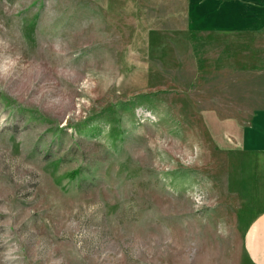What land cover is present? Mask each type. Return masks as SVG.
<instances>
[{
    "label": "rangeland",
    "instance_id": "1",
    "mask_svg": "<svg viewBox=\"0 0 264 264\" xmlns=\"http://www.w3.org/2000/svg\"><path fill=\"white\" fill-rule=\"evenodd\" d=\"M181 7L0 0V264H254L212 126L248 123L264 72L196 74Z\"/></svg>",
    "mask_w": 264,
    "mask_h": 264
},
{
    "label": "crops",
    "instance_id": "2",
    "mask_svg": "<svg viewBox=\"0 0 264 264\" xmlns=\"http://www.w3.org/2000/svg\"><path fill=\"white\" fill-rule=\"evenodd\" d=\"M181 1L183 25L165 32L181 34L173 36L177 40H170V46L180 44L178 55L196 74L247 73L252 68L264 72V0ZM216 122L212 139L230 141L236 158L242 157L234 182L242 188V204L238 196L236 203L245 225V251L254 264H264V104L253 109L246 124Z\"/></svg>",
    "mask_w": 264,
    "mask_h": 264
}]
</instances>
